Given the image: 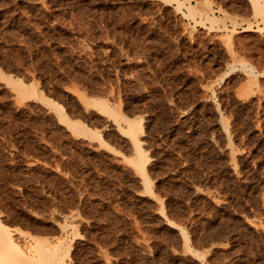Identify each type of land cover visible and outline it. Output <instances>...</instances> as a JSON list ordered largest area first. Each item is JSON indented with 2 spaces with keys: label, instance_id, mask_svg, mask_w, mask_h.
I'll use <instances>...</instances> for the list:
<instances>
[{
  "label": "rangeland",
  "instance_id": "obj_1",
  "mask_svg": "<svg viewBox=\"0 0 264 264\" xmlns=\"http://www.w3.org/2000/svg\"><path fill=\"white\" fill-rule=\"evenodd\" d=\"M255 10L253 0H0V72L35 93L0 76L3 223L61 241L67 264H264ZM80 95L141 120L151 191L125 121ZM49 98L102 137L73 132Z\"/></svg>",
  "mask_w": 264,
  "mask_h": 264
},
{
  "label": "bare ground",
  "instance_id": "obj_2",
  "mask_svg": "<svg viewBox=\"0 0 264 264\" xmlns=\"http://www.w3.org/2000/svg\"><path fill=\"white\" fill-rule=\"evenodd\" d=\"M178 1L179 0H177V3ZM180 4L181 3L179 2L178 6ZM253 4L256 10L260 12L264 11V0L263 3L259 0H253ZM0 76L15 86L16 89L22 94H35L34 87L32 88L31 85L24 83L20 78H12L11 75H7L4 72H0ZM82 95L80 96L83 103L92 105L100 111L107 113L110 115V117L112 116V118H114L118 124H120V119L125 121V127L123 128L120 125L119 127L123 134L130 138L135 152L134 157H130L129 160L135 169L141 174L142 180L145 183L148 191H151L150 181L146 172L147 156L146 152L141 147L142 142L140 140V135L143 132L141 120L120 115L115 109L111 108L104 99L91 96L86 97ZM48 101L55 105L58 109L60 121L66 124L73 132L82 134L84 136L102 137L100 132L86 126L81 120L68 117L61 104H57L50 98ZM182 233L184 241L183 244L188 247L189 238L184 230ZM62 247L63 245L61 241L50 243L46 239H43L39 236L30 234L17 228L9 227L0 219V264H67L63 262V258L56 257ZM54 256L56 259H54Z\"/></svg>",
  "mask_w": 264,
  "mask_h": 264
}]
</instances>
